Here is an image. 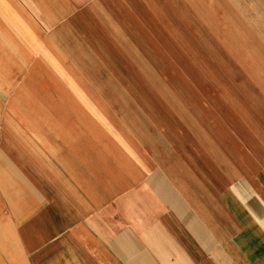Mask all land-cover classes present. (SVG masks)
<instances>
[{
	"label": "crops",
	"instance_id": "0c3cea01",
	"mask_svg": "<svg viewBox=\"0 0 264 264\" xmlns=\"http://www.w3.org/2000/svg\"><path fill=\"white\" fill-rule=\"evenodd\" d=\"M0 264H264V0H0Z\"/></svg>",
	"mask_w": 264,
	"mask_h": 264
}]
</instances>
